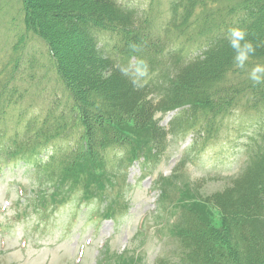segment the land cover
Segmentation results:
<instances>
[{
    "label": "trees",
    "instance_id": "obj_1",
    "mask_svg": "<svg viewBox=\"0 0 264 264\" xmlns=\"http://www.w3.org/2000/svg\"><path fill=\"white\" fill-rule=\"evenodd\" d=\"M19 5L22 17L11 30L15 16L0 17L13 35L0 41V161L32 173L35 191L23 200L45 215L73 199L98 201L97 217L116 220L127 209L122 192L130 167L159 164L170 135H192L189 152L231 131L237 113L246 115L252 128L239 143L246 165L224 187L208 191L182 175L186 158L174 175L155 180L152 219L161 220L158 232L173 237L177 252L154 264H264V85L253 86L234 67L226 39L228 29L240 27L264 40V0ZM133 59L150 66L139 87L119 70ZM168 62L175 67L163 75ZM256 63H264V48L249 68ZM51 77L63 92L54 90L41 105L30 89ZM168 113L175 114L167 128L157 116ZM108 246L98 264H143L131 255L137 249Z\"/></svg>",
    "mask_w": 264,
    "mask_h": 264
},
{
    "label": "rangeland",
    "instance_id": "obj_2",
    "mask_svg": "<svg viewBox=\"0 0 264 264\" xmlns=\"http://www.w3.org/2000/svg\"><path fill=\"white\" fill-rule=\"evenodd\" d=\"M19 3L20 0L0 3L3 15L0 17L8 20L9 15L15 16L10 30L22 17ZM54 20L57 23L55 18L50 21ZM1 26L0 41L5 43L13 35L3 24ZM1 57L3 61L4 52ZM151 67L154 71L157 69L156 64ZM174 67V63L168 62L163 75H169ZM35 83L30 92L41 105L48 102L54 90L59 88L63 92V87L53 77ZM174 114L157 118L168 128ZM247 117L237 113L229 123L231 131L221 134L213 143L190 149L195 152H187L192 135H170L169 147L159 164L146 167L141 160L130 167L127 187L122 192L127 209L116 220L97 217L100 202L80 203L77 199L49 215L37 213L28 199L23 200L24 195L28 198L35 191L34 177L28 167H14L0 161V264H98L107 244L118 253L137 249L131 255L141 256L143 264H154L159 256H174L176 242L169 234L158 232L160 219L158 222L152 219L160 192L154 188L155 180L161 175H174L176 165L186 158L182 175L203 183L208 191L224 187L228 179L239 174L246 165V153L239 143L252 128ZM119 182L121 184L122 180ZM176 196L173 186L172 200Z\"/></svg>",
    "mask_w": 264,
    "mask_h": 264
},
{
    "label": "clouds",
    "instance_id": "obj_3",
    "mask_svg": "<svg viewBox=\"0 0 264 264\" xmlns=\"http://www.w3.org/2000/svg\"><path fill=\"white\" fill-rule=\"evenodd\" d=\"M226 39L233 53L234 67L245 72L253 86L264 85V63H256L249 68V62L256 56L257 50L264 48V40L250 39L248 30L240 27L228 29ZM131 47L138 50L136 45ZM119 70L130 79L133 87H139L141 81L149 76L150 66L145 59H138L134 64Z\"/></svg>",
    "mask_w": 264,
    "mask_h": 264
}]
</instances>
